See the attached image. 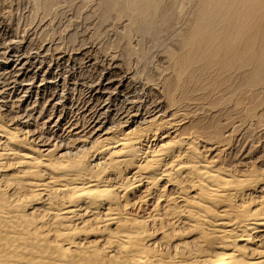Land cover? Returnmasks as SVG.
I'll list each match as a JSON object with an SVG mask.
<instances>
[{"label": "bare ground", "instance_id": "6f19581e", "mask_svg": "<svg viewBox=\"0 0 264 264\" xmlns=\"http://www.w3.org/2000/svg\"><path fill=\"white\" fill-rule=\"evenodd\" d=\"M98 3L157 37L178 0ZM56 5L33 0L38 43L0 19V264H264L261 2L213 0L152 74L108 41L48 42Z\"/></svg>", "mask_w": 264, "mask_h": 264}, {"label": "rangeland", "instance_id": "374dc122", "mask_svg": "<svg viewBox=\"0 0 264 264\" xmlns=\"http://www.w3.org/2000/svg\"><path fill=\"white\" fill-rule=\"evenodd\" d=\"M55 3L57 4L56 5V11L55 13H52L51 15H49V17H47L46 21H49V25H48V29H49V26H50V35L53 36V38H47L48 42L49 41H52V40H55V39H61L63 40L64 42H67L71 37V32L72 31H75V35L73 33V36L76 37V38H73L74 40L72 42H74L75 44H78L80 41H82L83 39H85L84 41L86 42V44L88 45V42H89V46H96L95 47H98V46H105L107 45L106 43H108L109 45L108 48L107 46H105L107 49H109L110 52H118V53H126V57H130V61L131 63L134 65H131L132 68H136V69H142L144 70L143 72H148L147 74H150L154 69L155 67V63L157 62L158 58L160 56H162L164 53L165 55V52H164V49H169L170 47V50L171 49H175L176 48H180V41L181 38L183 36H186V35H189L192 30L194 29L195 27V24L197 23L198 21V18L201 14V11L210 3L212 2L213 0H188L189 2H187V0H178V5L176 4L174 9H173V19H172V23L174 25L173 28H167V29H170V30H166V33L169 34L166 35L164 34L165 32L163 31V33L161 32L160 35H158L157 37H154L152 36L151 34H142V33H137L135 31V29L133 28V26H131L132 30H128V32H123V28H121L122 24L124 25V22H127L128 20V17L123 14L121 15L119 18H114L112 15H109L108 17L104 18V19H101V16L99 14V11L101 9V6L100 4L98 3L99 0H89L87 2V0H54ZM79 1H86L85 2V7L84 9L82 8V11H78V16L77 18L75 19L76 16H74V14L76 15L77 13V8H74L77 6V4H79ZM167 1V2H166ZM171 0H159V3H160V6L163 7L164 5L168 6L169 7V3H170ZM198 1V3H197ZM261 2V5L260 7L257 8V18L260 19L259 22H258V35L257 37L255 38L256 40L255 41V49L260 52V50L262 49V44H264V0H259ZM180 2H182L181 4L184 6V8L181 9L183 10L181 15L179 13V9H180ZM15 3V4H14ZM60 3V4H59ZM74 3V4H73ZM81 3V2H80ZM166 3V4H165ZM188 3V4H187ZM263 3V4H262ZM87 4V5H86ZM171 4V3H170ZM33 5V0H0V13L2 15H0V19L1 17L4 15V13H7L4 15V17H2L1 20H6L5 23L6 25L8 24V21L9 24L8 26H10V24H14V27L13 24L10 26V28L12 29V31H19L18 33L19 34H22L24 33L23 31H25L26 33L28 32L29 35H31V37L33 38V42L34 43H38L39 42V35H37L39 32L38 31H35L34 28L36 26V24H39L41 18H42V11L41 9L38 10V14L37 16L33 19V21H30V11H31V6ZM76 5V6H75ZM181 5V6H182ZM2 6V7H1ZM27 6V7H26ZM88 6V7H87ZM93 6V7H92ZM99 7L98 9V12H96L97 8L96 7ZM179 6V9L176 10V8ZM186 6V7H185ZM7 7V8H5ZM14 7V10H12V8ZM30 7V8H29ZM94 7L96 8L94 11ZM165 7V6H164ZM262 7V8H261ZM6 9V10H3V9ZM76 9V13H74V9ZM93 8V10H92ZM26 9V10H25ZM67 9V10H66ZM180 9V10H181ZM10 10V11H9ZM22 10V12H21ZM25 10V11H24ZM29 10V11H28ZM81 10V9H80ZM176 10V12L174 11ZM4 11V12H3ZM60 11V12H59ZM91 11L92 14H91ZM194 11V12H193ZM10 12V14L8 13ZM20 12V13H19ZM179 13V16H177V18H174V16L176 17V15ZM187 12V13H186ZM192 13L191 16H189L190 14L189 13ZM259 12V13H258ZM263 12V13H262ZM22 13V14H21ZM67 13V15L65 14ZM96 13V14H95ZM177 13V14H176ZM88 14V16L92 15L93 17H85L84 15ZM176 14V15H174ZM187 14V16H185ZM189 14V15H188ZM10 15V16H9ZM17 15V16H16ZM73 15V17L71 16ZM9 16V17H7ZM25 16V17H24ZM29 18H28V17ZM80 16V17H79ZM183 16V17H182ZM66 17V18H65ZM69 17L71 19H74V20H70ZM113 17V18H112ZM21 18V19H20ZM65 18V19H64ZM89 20H87V19ZM89 18H92V19H89ZM179 18V19H178ZM184 18V19H182ZM12 19V20H10ZM26 19L28 20L27 23L29 24H26ZM38 19V20H37ZM49 19V20H48ZM53 19V20H52ZM64 19V20H63ZM114 20V21H111V20ZM174 19H177L179 21H177L175 24H174ZM189 19V21H188ZM20 22H19V21ZM67 20H70V21H67ZM85 20V21H84ZM91 20V21H90ZM174 20V21H173ZM183 20V21H182ZM185 20V21H184ZM36 21V23H35ZM63 21V22H62ZM82 21V23H81ZM84 21V22H83ZM181 21H182V24H181ZM187 21V22H186ZM12 22V23H11ZM16 24H15V23ZM180 22V23H179ZM184 22V23H183ZM19 23V26H17ZM34 23V24H33ZM47 23V22H46ZM58 23H60L58 25ZM110 23V24H109ZM179 23V24H178ZM188 23V24H187ZM25 24V26H24ZM31 24V25H30ZM85 24V26H84ZM89 24V25H88ZM92 28H90L91 26ZM171 24V25H172ZM187 24V25H186ZM26 25L28 27H26ZM33 25V26H32ZM57 25V29L54 28V26ZM62 25V26H61ZM133 25V24H132ZM171 25H169L168 27H171ZM172 25V26H173ZM176 25V26H175ZM181 25V26H180ZM185 25H186V28H185ZM61 30H59L60 28ZM64 26V27H63ZM66 26V28H65ZM68 26V27H67ZM73 26H75L73 29ZM117 26V27H116ZM178 26V27H177ZM183 26V27H182ZM28 29H26V28ZM32 27V28H31ZM63 27V28H62ZM111 29H109V28ZM175 27H177L176 29H174ZM15 28V29H14ZM105 31H104V29ZM179 28V29H178ZM181 28V29H180ZM18 29V30H17ZM30 29V30H29ZM109 29V30H107ZM173 29V30H172ZM182 30V29H185V31L183 30V32H181L182 35H178L177 31L178 30ZM28 30V31H27ZM66 32H65V31ZM189 30V31H188ZM60 33H58V32ZM64 33H63V32ZM84 33H83V32ZM187 31V32H186ZM34 32V33H32ZM82 32V33H81ZM93 32V33H92ZM104 32V33H102ZM186 32V34H185ZM27 33V34H28ZM58 33V34H57ZM62 33V34H61ZM102 33V34H101ZM174 33H177V35H175ZM68 34H70V38H66V36H68ZM78 34V35H77ZM84 34V36H86L85 38H83L82 35ZM104 34V35H103ZM110 34V35H109ZM59 35V36H58ZM165 35V37H164ZM37 36V37H36ZM72 36V37H73ZM82 36V37H80ZM89 36V37H88ZM109 36V37H108ZM114 36V38H113ZM63 37V39H62ZM80 37V38H79ZM154 37V38H153ZM36 38V39H35ZM83 38V39H81ZM98 38V39H97ZM111 38V39H110ZM179 40H178V39ZM50 39V40H49ZM65 39V40H64ZM68 39V40H67ZM75 39H78L75 41ZM104 39V40H103ZM113 39V40H112ZM111 40V41H109ZM149 40V41H147ZM36 41V42H35ZM78 41V42H77ZM92 41V42H91ZM108 41V42H107ZM178 41V42H177ZM110 42H111V45H110ZM174 42H177L179 44H176ZM94 43V44H93ZM100 43V44H99ZM103 45H102V44ZM146 43H149V44H146ZM175 45H173V44ZM92 44V45H91ZM99 44V45H98ZM105 44V45H104ZM125 44V45H124ZM134 44V45H133ZM168 44V45H167ZM98 45V46H97ZM123 45V46H122ZM133 45V46H132ZM170 45V46H169ZM180 47H179V46ZM122 47H126L125 49H128L126 50V52L122 49ZM169 47V48H167ZM146 48V49H145ZM258 48V49H257ZM122 50L124 52H122ZM134 51V52H133ZM159 51V52H158ZM166 51V50H165ZM161 52V54H160ZM159 53V54H158ZM158 54V55H157ZM163 55V56H164ZM154 56V57H153ZM100 57H102V55L100 54ZM136 60V62H135ZM149 61V62H148ZM150 64V65H148ZM154 64V65H153ZM143 65V66H142ZM142 67V68H141ZM153 69V70H152ZM146 70V71H145ZM151 70V71H150ZM150 71V72H149ZM145 73V74H146ZM152 74V73H151ZM257 88H263L264 87V81L258 83L256 85ZM232 102H234V99L233 100H229L227 101L226 103L222 104V105H219L217 107H214L212 110H216V109H223L224 107L226 106H231L232 105ZM254 121V122H253ZM258 119L257 118H254L252 119V121H250L249 123H258L257 122ZM263 126V127H262ZM259 127V128H257ZM261 127V128H260ZM254 128V129H253ZM257 129V130H255ZM250 131H264V125H259V126H252Z\"/></svg>", "mask_w": 264, "mask_h": 264}]
</instances>
